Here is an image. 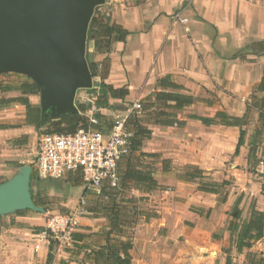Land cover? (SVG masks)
<instances>
[{
    "label": "crops",
    "instance_id": "obj_1",
    "mask_svg": "<svg viewBox=\"0 0 264 264\" xmlns=\"http://www.w3.org/2000/svg\"><path fill=\"white\" fill-rule=\"evenodd\" d=\"M96 11L130 33L124 42H114L108 54L96 53L91 43L92 62L99 71L96 83L126 88L125 102H139L156 91L161 78L170 76L197 100L177 113L182 127H148L152 139L141 152L160 155L170 169L164 172L162 163L151 164L161 188L152 193L132 190L129 199L143 198L144 203L130 229L132 264H226L230 254L223 255V250L236 252L227 230L231 212L239 206L244 221L252 207L264 213V182L245 171L251 167L249 142L236 154L239 128L206 126L191 117L214 118L219 112L214 101L237 102L239 112L228 115L246 116L252 89L256 91L264 76V0H107ZM120 102L111 100L113 105ZM106 111L101 110L105 116ZM254 116L258 120V114ZM24 125L0 130V135L12 133L20 139L27 135ZM156 139L159 148L153 153L150 142ZM188 168L201 170L203 181L228 182L226 201L224 195L200 191L201 180H186L182 174ZM99 218H81L83 228L76 231L88 235L85 241L92 248L103 244L96 223L103 220L104 229L108 225ZM1 219L0 264H48L50 243L41 239L45 230L40 231L36 218L16 213ZM71 244L65 252L60 249L51 264H86L83 250Z\"/></svg>",
    "mask_w": 264,
    "mask_h": 264
},
{
    "label": "trees",
    "instance_id": "obj_2",
    "mask_svg": "<svg viewBox=\"0 0 264 264\" xmlns=\"http://www.w3.org/2000/svg\"><path fill=\"white\" fill-rule=\"evenodd\" d=\"M129 34L124 28L112 23L109 16L96 11L89 26L87 44L92 43L95 52L98 54H108L111 52L114 42H124ZM89 67L93 78L97 77L98 65L91 62L89 63ZM87 91L95 96V102L88 105L80 104L78 106V113L68 114L60 119H48L45 121L41 107L35 106L30 101L31 96L40 94V88L33 80L28 79L23 83L17 84L0 83L1 94L19 93V96H15L14 98L1 97L0 109H6L14 104H19L24 107L26 109V126H33L38 130L44 129L47 126L49 127V129L44 130L43 135L73 134L80 129H89L90 127L107 133L113 122H107V116L103 115L101 110L113 109L111 100H125L129 95V91L126 88L115 89L113 86L107 85L104 82H95L94 87ZM196 101L194 96L188 94L184 87L175 84L170 76H166L158 81L156 91L144 99L142 111L149 120L147 124L150 126L182 127L184 123L178 119L177 113L191 107ZM93 107L98 110L93 112L92 116L97 121L96 125L92 124L90 118L86 116L88 112L92 111ZM251 113L258 114V122L264 125V76L252 96L251 101L247 103L246 116L243 118L230 116L223 111L217 112L214 118L195 116L191 118L201 121L206 126L219 123L223 126L239 128L240 137L236 149V154H238L240 148L247 141L248 133L246 127L250 124L248 116ZM127 128L132 133L130 140L131 152L119 164V184L116 187H112L108 183H105L101 188L99 199L96 202L97 204L94 207L87 208L89 213L97 217L102 216L107 220V229L99 233L103 239V244L92 248L85 241L88 235L77 232L71 235L73 243L77 245L80 251L83 250L86 264H132L131 251L133 250V242L130 229L137 224L138 217L141 215L140 208L136 204L139 201H143V198L139 200L135 198L126 200L123 198V195L133 189L152 193L161 188L154 177V165L144 164V162L140 161L142 157L151 159L160 157L158 154L141 152L145 141L151 140L153 131L142 124L137 117L131 118L130 116L127 122ZM6 129H10V127L0 126V130ZM16 143L18 144V141ZM263 144L264 131L257 127L252 136H250L248 145V161L251 167H255L264 158V149H260ZM139 152L140 157L136 158L135 154ZM16 167L20 168L22 165L16 164ZM163 169L164 172L169 171V161H163ZM182 176L189 181L201 180L199 186L200 191L220 196L224 195L222 202L224 203L226 201L227 194L224 193H226V188L229 185L228 182L219 184L203 181V172L194 168H188ZM66 177L72 181L75 187L82 185L83 180L79 174L70 173ZM47 181L50 180H42L35 173L32 174V199L41 208H44V206L39 200L41 199L40 194ZM253 209L254 207H252L250 218L246 221L242 219V211L239 209V206H236L231 212L230 216L232 218L228 223L227 230L230 233L232 246H235L238 254H243L245 250H250L256 242L264 239V213ZM28 212H18L17 215H25ZM44 230L42 228L40 231ZM57 244L58 242L56 240L50 239L48 264H51L54 259L52 253L55 251ZM227 253H231V248L227 250ZM61 264L70 263L63 260ZM226 264H233L230 255L227 258ZM247 264H264V255L250 254L247 256Z\"/></svg>",
    "mask_w": 264,
    "mask_h": 264
},
{
    "label": "water",
    "instance_id": "obj_3",
    "mask_svg": "<svg viewBox=\"0 0 264 264\" xmlns=\"http://www.w3.org/2000/svg\"><path fill=\"white\" fill-rule=\"evenodd\" d=\"M107 0H0V75L23 73L40 88L44 120L78 113L79 90L94 87L86 58L96 8ZM33 168L0 184V217L45 213L32 199Z\"/></svg>",
    "mask_w": 264,
    "mask_h": 264
},
{
    "label": "rangeland",
    "instance_id": "obj_4",
    "mask_svg": "<svg viewBox=\"0 0 264 264\" xmlns=\"http://www.w3.org/2000/svg\"><path fill=\"white\" fill-rule=\"evenodd\" d=\"M96 12V11H95ZM90 47L91 44H87V50H86V58L89 63H91L94 60V55L90 54ZM99 73V71H98ZM28 79L32 78L26 74L23 73H4L0 75V83H23L27 81ZM95 82V81H94ZM95 84V83H94ZM255 88L252 89L251 95L249 96V100H251L252 96L254 95ZM15 96H19V93H6L1 94V97H7V98H14ZM30 101L35 105L41 107V100H40V94L37 96H31ZM92 102H95V96L92 95L91 92H88L87 90H79L77 93V97L75 100V104L78 107L80 104H90ZM136 102V101H133ZM133 102H125V100H121L120 103H117L116 105H112L113 109H110L106 111L105 114H107L106 121L107 122H113L115 117L121 113L126 112L127 110H130L133 106ZM141 104L144 105V100H139ZM213 104V103H212ZM142 105V110H143ZM214 107L217 108L219 111L226 112L228 114H235L238 111V103L237 102H227V103H220L219 101H214ZM139 112H131L130 117H137L139 121H141L142 124H144L147 127H150L147 123L149 120L146 118V115L143 111ZM196 113L199 111L197 109H193ZM255 113H251L248 116V120L251 122L248 127H246L247 130V141L249 142L250 136H252L255 128H259L260 130L264 131V125H261L256 116H254ZM26 116V109L19 104H14L12 106L7 107L6 109L1 108L0 109V122L4 126H9L10 129L20 128L23 127V122ZM86 116H93V114H90L88 112ZM25 126V125H24ZM108 126V125H106ZM27 127V135H23L20 137H16L14 135H10L12 133H7L9 135H0V184L6 182L13 176H15L19 170L23 167L28 165V161L31 160L32 154L36 151V148L39 143L40 137L43 135L44 130L49 129L47 126L44 129L38 130L33 126H26ZM7 136V137H6ZM18 138V139H17ZM152 139V138H151ZM18 141V145L16 142ZM157 142H150L152 152L155 149L159 148V143ZM20 142V143H19ZM160 142V141H159ZM264 149V144L260 149ZM151 152V151H150ZM154 153V152H153ZM136 158L140 157V153L135 154ZM162 159H151L148 157H142L140 159L141 162L149 163V164H156V166H162L163 162H161ZM162 163V164H161ZM16 164L22 165V167L17 168ZM161 164V165H160ZM155 166V167H156ZM245 171H248L251 175L258 177V174L255 172L254 167L246 168ZM37 177L38 175L35 174ZM39 178V177H38ZM81 187H75L72 181H70L67 177L61 180H50L47 181L44 184V187L41 190L39 199L41 201V204L44 206L45 213H36L29 211L27 215L36 218L38 224H40L42 228L46 227L47 221L49 218H51L54 215H67L75 210H77L83 201L86 202L85 207L91 208L94 207L99 199L100 193L92 188L87 186L83 181L81 183ZM84 190L85 193H84ZM262 193L264 196V185L262 186ZM38 196V194H36ZM132 196V190L130 192H126L123 195V198L126 200ZM39 197V198H40ZM122 198V197H121ZM143 201L138 202L136 205L138 208H142ZM133 206V205H131ZM9 216V215H8ZM7 218V217H6ZM99 217L95 216L94 214H87L82 217V219H93ZM3 219L0 221L2 222ZM81 222V221H80ZM83 222V220H82ZM106 223L103 222V220H100L96 223V226L94 227V230H98L100 232L101 230H104ZM83 226H79L77 232L81 230ZM100 228V229H99ZM2 233V226L0 223V234ZM93 243H97V237L94 235L91 236ZM57 241V240H56ZM58 242V241H57ZM42 244V243H41ZM61 245V246H60ZM72 246L71 241H67L64 239V242L60 243L55 246L56 249L53 252V258L54 261L57 260L59 250L63 249V252L65 250H69ZM225 250V252H224ZM223 250V255L227 253L226 251L228 249ZM62 252V253H63ZM250 254H263L264 255V239L256 242L254 246L251 248V250H245L243 254H238L237 252H231L230 256L233 260V264H247V256Z\"/></svg>",
    "mask_w": 264,
    "mask_h": 264
},
{
    "label": "built area",
    "instance_id": "obj_5",
    "mask_svg": "<svg viewBox=\"0 0 264 264\" xmlns=\"http://www.w3.org/2000/svg\"><path fill=\"white\" fill-rule=\"evenodd\" d=\"M186 23L185 19H179ZM142 110V104L135 102L127 113L115 117L107 133L90 127L73 134H44L40 137L36 151L28 165L42 180H61L70 173L79 174L83 182L99 193L105 183L112 187L119 184V164L130 154L132 133L127 128L131 112ZM98 111L93 107L90 114ZM90 122L97 124L91 116ZM264 182V158L254 167ZM86 202L67 215H54L48 219L41 239L71 241V235L80 226V220L87 215ZM39 247H36L38 250Z\"/></svg>",
    "mask_w": 264,
    "mask_h": 264
}]
</instances>
